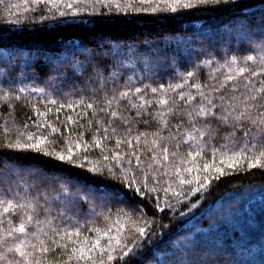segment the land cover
Segmentation results:
<instances>
[{
    "label": "trees",
    "instance_id": "16d2710c",
    "mask_svg": "<svg viewBox=\"0 0 264 264\" xmlns=\"http://www.w3.org/2000/svg\"><path fill=\"white\" fill-rule=\"evenodd\" d=\"M262 18L264 0H0V153L18 165L0 264H264V139L231 127L264 114ZM116 48L97 79L89 54Z\"/></svg>",
    "mask_w": 264,
    "mask_h": 264
},
{
    "label": "snow or ice",
    "instance_id": "6c2138e0",
    "mask_svg": "<svg viewBox=\"0 0 264 264\" xmlns=\"http://www.w3.org/2000/svg\"><path fill=\"white\" fill-rule=\"evenodd\" d=\"M190 5H185V7H188ZM253 23V21H249L247 19L241 21V27L245 28L249 25H251ZM260 23L262 25H264V18L261 19ZM122 51L119 48H116V50H106V51H98L95 54H89L88 59L89 61H94L91 64V71L95 74L97 79L102 78L103 76V71H104V63L106 61L107 58H111L112 60H119L120 56L122 55ZM155 54V53H153ZM248 59H252L251 57H249ZM81 62L79 60L76 61V64H80ZM123 66L122 64L120 65H116L113 68V73H115V70L117 67H121ZM241 71H244V69H241ZM189 76L192 75V73H188ZM161 87H163L161 85ZM39 90V89H38ZM137 91H140L139 89H137ZM153 91H155V89H153ZM252 99H256V97H252ZM53 103H55V101H53ZM209 103H211V101H209ZM262 108H264V105H261ZM201 114H204L203 111ZM250 121L252 125H254V129L253 128H248L244 126V121ZM219 122L221 124H228L229 123V116L228 115H223L221 117H219ZM231 127L234 130L233 131V135H235V131L242 129L243 130V135L245 137H251L253 140H262L264 139V114H260L259 115V119L253 118L251 115H247L246 112H240L238 115H236L233 119H232V123H231ZM33 139V137L29 136L28 140L31 141ZM247 143L245 144V147H247ZM15 147L17 149H20L21 152H26V150H30L32 148H36V149H40V143H27V144H17L15 145ZM262 155H264V153H261ZM17 154H12V155H8L5 153H0V170L5 171L8 173V177L7 179L4 178H0V187H3L5 183H11V177L15 172V169L18 167L17 164L14 163L15 160V156ZM58 159L60 161H71L73 158L71 155L69 156H59ZM235 163H238V161L234 162L233 164H230L229 167H233ZM217 171H222V169H217ZM22 178V177H21ZM32 179L37 181L39 184L44 185L45 187L47 186V182H48V177L46 175V172L43 169V164L40 163L39 161H37V171L32 173ZM5 191H11L10 188L5 189ZM37 191H39V189L37 188ZM111 195H113L114 197L118 196V193H112ZM87 197V193H85L84 196L80 197L79 199H85ZM9 204H11V201H8ZM8 209H5V211H7ZM29 220L32 219L31 216L28 217ZM18 231L20 233H25L26 228L24 224H20ZM141 232H143L144 230L141 229ZM78 234V233H77ZM9 235H11V233H9ZM95 246L96 247H100V241L97 240L95 242ZM87 251H91V249H88ZM104 249L101 248V252H103ZM21 256H24V253L21 252L20 253ZM79 259L82 260H88L90 259L89 256H87L84 252H81V255L79 257ZM109 259H111V257H109ZM100 264H103V261L101 260Z\"/></svg>",
    "mask_w": 264,
    "mask_h": 264
},
{
    "label": "rangeland",
    "instance_id": "374dc122",
    "mask_svg": "<svg viewBox=\"0 0 264 264\" xmlns=\"http://www.w3.org/2000/svg\"><path fill=\"white\" fill-rule=\"evenodd\" d=\"M29 171H31V170H29ZM27 173H28V172H27ZM22 174H23V172H22ZM25 174H26V173H25ZM4 179H6V178L4 177ZM89 191H90V194H92V196L94 197L95 194H94L93 190L89 189ZM107 195H108V196H111V194H106V195H103V197H104V196L108 197ZM49 204H51V202H50ZM63 204H64V203H63Z\"/></svg>",
    "mask_w": 264,
    "mask_h": 264
}]
</instances>
